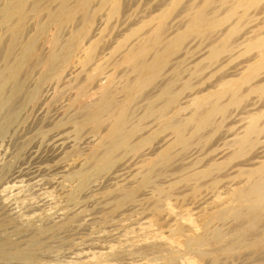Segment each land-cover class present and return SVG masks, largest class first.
Wrapping results in <instances>:
<instances>
[{"label":"rangeland","instance_id":"374dc122","mask_svg":"<svg viewBox=\"0 0 264 264\" xmlns=\"http://www.w3.org/2000/svg\"><path fill=\"white\" fill-rule=\"evenodd\" d=\"M99 1L96 0L93 3L95 11L99 9ZM204 1L121 0L120 12L116 16L111 17L110 9L107 7L98 10L95 14L94 25L84 41L85 49L92 42L98 43L92 65L84 63L85 50H78L71 62L62 69L61 75L42 83L40 80L45 72L44 63L35 59L30 61L21 74L23 82L21 94L15 98L13 105L11 104L12 111L7 108V112L9 110L10 113L17 110L16 118L10 124L1 126L0 129V264H96V257L103 256L107 261H115L116 264L119 263L118 261H120L119 264H129L128 262L149 264L151 261V264H166V252L162 251L164 248L166 250L172 247L176 250L180 249L181 257L184 254V247L168 241L171 227L180 221L178 216L188 210L193 218L202 224L205 213L228 204L222 205L228 198L229 191L240 187L247 180L244 173L264 164V124L258 144L251 147L249 151L238 154V146H233V141L236 142L238 134H244L247 123L251 122L250 115L264 110V90L253 89L254 92H249L251 89H248L252 82L254 84L252 86L264 82V69H261L258 73H253L255 78H252L253 81L250 79L251 83L242 84L241 91L247 92V95L242 92L245 99L241 102H244L242 105L239 103L241 106L229 105L230 93L225 98L222 97L225 103L227 102V112L216 114L214 120L201 132L192 136L191 146L176 147L171 161L161 165L160 169L158 167L155 169V171L158 170L153 172L152 183L147 186L141 185L147 163L151 159H156L158 153L174 139L171 129L162 130L156 114H146L145 107L149 105V98L155 99L171 82L170 86L174 91H181L179 100L174 105L175 108H172L179 109V115L183 119L191 117L187 123H190L189 129L194 128L193 119L201 114L200 109H194L193 99L197 96L202 98L208 91H213L218 81L236 78L237 74L241 73L245 67L246 70L253 59L258 57V50H252V45L249 47V41L254 40L257 34L256 37L264 32V0H259L258 4H254L247 10V15L241 21L239 16L245 12L240 9V15L232 16L222 27L210 29L201 35L192 34L183 41V45L170 58L155 82L138 97L137 102L133 103L135 106L132 107L134 119H132L131 129L139 126L133 140H136L137 135L139 137L140 134L142 136L140 135L141 137L135 141L136 145L143 139L151 140L138 150L130 151L131 153L119 152L112 168L92 176L83 189L78 188L76 174L81 170L92 168L95 154L100 156L103 152L101 144L108 132L110 122H105L98 131H95L91 125H87L79 134L76 132V126L77 123L84 122L83 118L90 112V107L101 97V87L110 80H114L119 88L117 97L123 98V89L130 82L127 81V77L131 71L127 65L123 63L117 65V63L122 62L123 55L130 48H132L130 51L133 48L137 49L146 36L151 39V31L154 30L152 28L157 29V22L149 23L150 20L156 16L161 17V14L175 2L177 3L174 10L166 26L162 28L163 39L166 42L170 38L174 39L175 35L178 38L184 33L186 24L197 14L196 11L205 10L208 15L211 13V17L213 15L220 17L228 10L231 4L229 2L234 0H215L212 6L207 5L208 7H203ZM41 2L45 4L48 0ZM57 4L59 1L53 3L54 6ZM81 15L78 13L74 21L62 31L61 45L71 38L76 27L77 29L80 27L78 25L83 22ZM141 26H143L141 32L134 34V29ZM226 29L233 34L232 44L229 42L231 48L215 57L216 59L212 62V47L214 45L217 47L223 41ZM35 30L36 21L31 17L25 26L24 39L31 36ZM55 31L54 28H50L49 36ZM94 35L96 37L93 38ZM9 36L11 37L10 30H5L0 35L2 55L3 48L5 49L10 43ZM220 44L218 46L224 43ZM119 45L122 46L117 48ZM49 51L50 45L43 38L37 45L38 55L45 59ZM153 54L152 51L150 56ZM99 63H106L105 71L93 82H88L89 75L95 73L94 70ZM4 64L1 57L0 67ZM198 67L202 69L199 70ZM131 74L129 76L131 79L136 76L133 72ZM103 77H106V80ZM129 78L128 80H131ZM189 83L192 85L191 89L186 86L187 84L191 86ZM81 87L87 90V94L79 100ZM33 91H37L38 98L34 102H29L28 95ZM144 94H147V97ZM134 110H138L137 113ZM205 110L207 108H204V112ZM10 113L1 116L0 121L3 122L5 116ZM140 117H143L142 120L139 119ZM260 120L264 123V117ZM133 121L137 122L133 123ZM213 162L219 163L213 167L214 170L211 169L208 172L211 174L213 170V175L209 177L204 175L203 179H199L202 177L199 176V180L196 181L197 172L194 170H203ZM192 173L196 174L194 179L195 175L190 176ZM185 175H189L187 180H183ZM214 178L219 180L217 185L212 183ZM159 189L164 191L163 194H159ZM130 190L136 191L134 198L127 200L119 207V200ZM166 194H173V209L169 210L167 206H164L162 210L157 209L156 201ZM217 195L224 196V199L219 200ZM156 214L158 218L155 217ZM152 220L155 221L154 224ZM245 221L230 218L223 223V228L230 231L238 227H235L236 222L237 225H241ZM187 225L192 227L189 223ZM263 230L264 217L245 238V242L250 244L254 242V237L260 236L259 245L245 246L247 248L244 247L232 255L223 254L217 262H213L212 256H208L207 262L204 261L202 264H264ZM146 232L147 234L150 232V235L147 236ZM251 232L253 235L254 233L261 235H254L250 240L248 238L252 236ZM161 235L165 237L162 236V238ZM18 250L27 255L14 256L13 254ZM153 257H156L154 259L156 263ZM160 257L162 258L159 259ZM142 258H144L143 261ZM179 261L177 260L178 264H183L182 258Z\"/></svg>","mask_w":264,"mask_h":264},{"label":"bare ground","instance_id":"6f19581e","mask_svg":"<svg viewBox=\"0 0 264 264\" xmlns=\"http://www.w3.org/2000/svg\"><path fill=\"white\" fill-rule=\"evenodd\" d=\"M41 1L42 0H0V35L5 30L7 31L10 30L11 32V37L9 36L10 37L9 45L8 46L6 45L7 47L5 49L3 48L4 50L3 55L0 53L2 55L1 56L2 60L5 63L3 66L0 67V117L6 113H10L9 110L7 112V108L11 110L12 109L11 104L13 105L15 98L18 97L19 94H21L20 92L23 89L21 74L26 69V67L28 66L31 60L35 59L38 62L44 63L45 72L40 80V82L42 83H45L50 79L61 75L62 69L71 62V60L75 56V53L78 50H85L86 56L84 59V63L85 64L91 63L96 57L98 43H93L90 40L92 36H89L90 39L88 40L91 41L92 43H90V45L87 47V45L89 44L88 43L89 41L87 40L88 44L86 45L87 48L85 49L84 41L90 34V31L94 25V17L96 12L98 10L107 7L110 9V16L114 17L118 14V12H120L119 10L121 8V0H100L98 6L99 9H97L96 11L93 9V3L96 0H48V2L45 4H43ZM58 1L59 4H57V6H54L53 3ZM214 1L215 0H205L203 7L207 5L212 6ZM258 1L259 0H234L230 2L227 1L231 4L229 5V8H227L228 10L226 11V13L220 17L219 16L214 17V15L213 17H211L210 16L211 13H209L208 15V13L204 9H203L204 11L198 10L199 8L198 7L196 9L198 10L196 11L197 14L191 17V19L188 21L187 24L185 23L186 29L184 30V33L182 32L183 34H181V36L178 35L179 36L178 38H176L175 35L174 37L176 39L172 38L173 39L172 40L170 38L169 39L170 41L167 40V42L164 41L165 39H163L164 34H162L163 33L162 28L166 26L167 20L169 19L170 14L174 10V6L178 1L175 2L169 8H167V10L161 14V17L156 16V18L153 17L150 20L149 23L157 22V29H155L156 27L152 28L154 29L151 31L152 34L149 33L151 34L150 35L151 39L149 38V36L148 37L146 36L144 38L145 40H142L143 43H140L139 47L137 46V49L135 48L134 50L133 48V50L130 51L132 49L130 48L128 51L126 52L124 51L125 54L123 55L122 62L117 63V65H119V63H123L127 65L128 66L127 68L131 71V73L133 72V74L136 75V76L133 75L134 78L131 79V77L129 78L131 74L129 72L130 74L127 77V81L130 82H128L123 89L124 92L123 98H118L119 96L117 97L119 88H117L114 80H110L106 85L101 87V97L94 105L90 107L91 108L90 112L83 118L84 122L83 120H81L83 123L81 122L79 124L77 123L76 132L79 134L87 125H91L95 131H98L105 122L107 121L110 122V127L108 129V132L106 133L104 140L101 144L103 152L101 153L100 156L99 154H95V157H93L94 165L92 168L81 170L76 174V179L78 181L79 189H83L92 176L101 172H105L110 168H112L114 163L117 161V156H119L118 154L119 152H123V151L130 152L133 150H138V148L147 144L151 140V139H143L138 145H136L135 141L142 136L141 134H140L141 136L139 135V137L137 135L136 140H133L139 130L138 125L133 129H131L132 119H134V117L132 118L133 116L132 107L135 106L133 105V103L138 99V97H140V95L148 87H150V85H152L155 82L157 77L163 72V69L165 65L169 62L170 58H172L174 53L177 52V50L180 49V47L183 45V41L186 38L188 39V37L192 34L201 35L210 29H215L220 26L222 27V25L232 16L239 14V12L241 13L240 9L243 12H245V14L242 13L241 15L239 14L240 15L239 19L241 21L247 15L246 14L247 10L250 7H252L254 4H258L259 3ZM78 13L82 14L81 16H83L82 24L78 25L80 26L78 27V29L75 26L76 30L72 33L71 38L65 44L61 45L60 37L62 38L61 36V33H63L62 31H64L65 27L69 23L74 21ZM31 17L35 18L36 30L31 36H29L27 39L26 38L24 39L25 26L29 18ZM142 27L143 26L134 29L133 33L134 34L140 33ZM50 28H54L56 30L55 33L51 36H49ZM52 30L53 29H51V31ZM225 31L228 32L227 29ZM226 33L223 39L224 42L223 41L220 42L224 44H222V46H218L220 44L219 43L217 47L216 45L212 47V52H211L212 62L213 59L215 60L219 55L223 54L224 51L229 50L231 48V46H229V42L231 41L233 42L234 40L232 38L233 34L230 33V31L227 34ZM94 37H96V35H94L93 38ZM255 37L253 38L254 40L249 41V47H251L250 45H252L251 49L258 50L259 55L257 58H255V60L253 59V61L247 67V69L245 70L246 68L245 67L241 73L237 74L238 76L236 78H225L221 81H218L217 85L214 86L215 89L213 91L211 90L208 91L202 98H200L201 96L200 97L197 96L193 99L192 101V103L194 104L193 107L195 106L194 109H200L199 113L201 115L193 119L194 128H190L192 131H190L189 129L190 123H187V121L190 120L191 117L183 119L179 115L180 110L173 109L175 108L174 105H176V102L179 100L181 91L178 92L177 90L178 93L176 92V90L174 91L171 88L172 86H170L171 82L170 84H167L162 89V91H160V93L157 95L155 99H153L152 97L149 98L150 99L149 105L148 107H145L147 108L146 114L149 115L156 114L160 120L159 122L161 124L162 130L171 129L174 135V139L167 147H165L158 153L156 159H151L147 163L146 172L144 173V177H142L141 180L142 186H147L148 184L152 183L153 172L155 171V169L157 167L159 168L161 165H165L168 162H170L177 148H179L180 146H181L180 148H187L191 146V140H190L191 137L197 134V132L198 133L199 131L201 132L202 129H204L211 121H213L214 118L216 117V114L218 113L225 114V112H227L226 111L227 102L225 103L222 97L225 98V96L230 93L231 97L228 96L230 100L227 99L230 102L229 105L230 104L240 105L239 103H241L243 99H245L244 94L246 93L245 95H247V92L244 91L245 92L244 93L243 91H241L242 90L241 87H243L242 84L244 85V82L245 84L246 82L251 83L250 79L255 78L254 74H256V72L258 73V71H260L261 69H264V32L258 37L256 38ZM43 38L46 39L48 41V44L50 45V51L45 59L40 58L37 52V45L39 44L40 40H42ZM146 38L148 39V41ZM163 41L165 42L164 44ZM168 41L171 43H169ZM232 42L230 44H232ZM121 46L122 45H119L117 48ZM156 48L157 50H155ZM152 51L154 54L150 56V53L152 54ZM96 62H93V64ZM105 64L106 63L104 64L99 63L97 65V67L94 70L95 73L89 75L88 82H93L98 75L102 74L105 71ZM198 69L200 70L202 68L198 67ZM128 78L131 80H128ZM251 81H253V79ZM214 83H216V81ZM252 85H254L253 82L252 84H249L250 87L248 89L251 90L256 89V91H258L259 89L264 90V82L261 84L257 83L255 84V86ZM186 86L187 88L190 87V89L192 87V85L189 86L188 84ZM251 90H249V92H254V90L253 91ZM86 94H87V90L84 87H81L79 89L78 99L79 100L82 99L84 96H86ZM146 95L145 97H147ZM28 96H29V100L28 98L27 100L29 102H34L38 98L37 97L38 93L37 91H33ZM145 97L143 98L145 99ZM160 100L161 103L158 104ZM243 103H241V105ZM207 105L208 107H206ZM204 108L205 109L207 108L205 112H204ZM201 109H203V111ZM201 111L203 113H201ZM17 113L18 112L16 110L15 112L10 113L11 115L9 114L8 116H5L4 121L3 122L0 121V129L1 126L10 124L13 121V119L16 118ZM250 116L251 117L249 118L251 122L247 123L245 127V131H243L244 134L239 135L237 133L238 138L236 142L233 141V146L234 145L238 146L237 148L238 154H243L246 151H249L251 147H254V145L256 146V144H258L259 135L263 131L264 123H261L260 118L264 117V110H260L259 112H256ZM142 118L140 117L139 119L142 120ZM134 122L137 121H133V123ZM234 135H236V133ZM217 165H219V163L213 162L212 164L210 163V165L205 167V169L203 170L195 169L194 171L197 172V177L196 174L193 173H192L193 175L191 174L190 176L195 175L193 179L196 177L195 178L196 181L199 176H202L199 179H203L204 175L209 177L213 175L212 174L214 172L213 167L214 166L216 167ZM211 169H213L212 170L213 172L211 171L210 174L208 172H210ZM243 175H246L247 177L246 178L247 180L244 181V183L242 182L243 185H241L236 189H232L231 192L227 190V192L229 191L228 198L222 203V205L224 203H228V204H226L224 207H217V209H215L212 212L205 213L202 224H200V222L194 219L193 215L188 210L185 213H182L180 216H178V218L180 217V221H178L174 227H171L170 234L168 235V241H170L171 244L177 243L179 246L184 247V254L181 257L182 251L180 249L176 250L172 247L171 249L166 250L164 248L162 251L166 252V256H165L166 264H178L180 263L179 261L180 258L183 259L182 262L183 264H202L204 261L205 263L207 262L206 257L208 256H212L213 262H217L223 254L232 255L237 251H239L240 249H243L245 246L248 247V246L259 245V243L261 242L260 236L256 238L254 237L255 239L254 242L250 244H247L245 242V238L248 237L247 236L248 232L251 229L257 227L260 219L264 217V164L254 169H251L250 171H247ZM206 176L204 178H206ZM188 178L189 175L183 176V180H187ZM215 179L216 178H214V181L212 183L213 184L215 183V185H217L219 180L218 179L215 180ZM155 185H159V184H155ZM197 187H201V186H197ZM154 188L156 189V187ZM158 192L159 194H163L164 191L162 189H159ZM135 193H136L135 190L127 191L119 200L118 206L120 207L127 200L133 199ZM223 197L224 196L222 195H217V198H219V200L224 199ZM172 199H173V194H166L165 196L160 197L156 201L155 204L156 208L162 210L164 206H167L169 210L173 209ZM155 217L158 218V214H156ZM230 218L236 221H241L243 219L246 221L241 225H237L236 222V225L235 224L234 225L235 227L236 226L238 227L234 229L232 228L230 231H228L223 228V223H225ZM154 222L155 221L152 220V224H154ZM187 223L192 225V227L188 226ZM149 233L147 234L146 232L147 236L150 235ZM259 233H257V235ZM249 235L251 234L249 233ZM254 235H256V233H254ZM254 235L252 233V236H250L251 238L249 237L248 239L251 240ZM162 236L165 237L164 235H161L160 237ZM157 243H159L158 240ZM118 248L120 249V247ZM13 255L14 256L22 255L23 257H25L24 255H27V253L26 254L23 252L21 253V251L18 250ZM103 257H96L97 259L96 264H116L113 259L112 261L114 262H109ZM155 258L153 257V260ZM161 258L162 257H160L159 259ZM143 259L144 258H142L141 260L143 261ZM159 259L157 260L160 261ZM135 260L134 262H136ZM177 260L179 261L178 263ZM118 262L120 263V261ZM137 262L139 261L137 260ZM128 263L130 264V262Z\"/></svg>","mask_w":264,"mask_h":264}]
</instances>
